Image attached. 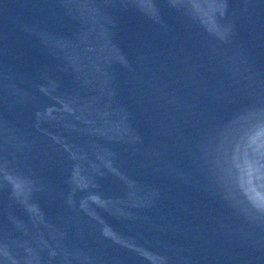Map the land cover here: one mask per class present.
I'll list each match as a JSON object with an SVG mask.
<instances>
[{
	"label": "water",
	"instance_id": "1",
	"mask_svg": "<svg viewBox=\"0 0 264 264\" xmlns=\"http://www.w3.org/2000/svg\"><path fill=\"white\" fill-rule=\"evenodd\" d=\"M0 264H264L190 0H0Z\"/></svg>",
	"mask_w": 264,
	"mask_h": 264
}]
</instances>
